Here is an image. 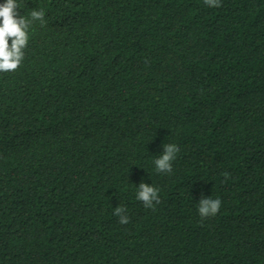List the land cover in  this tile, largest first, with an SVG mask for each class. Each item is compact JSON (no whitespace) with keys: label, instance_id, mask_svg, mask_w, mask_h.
<instances>
[{"label":"trees","instance_id":"1","mask_svg":"<svg viewBox=\"0 0 264 264\" xmlns=\"http://www.w3.org/2000/svg\"><path fill=\"white\" fill-rule=\"evenodd\" d=\"M17 2L45 23L0 73V264H264V0Z\"/></svg>","mask_w":264,"mask_h":264},{"label":"clouds","instance_id":"2","mask_svg":"<svg viewBox=\"0 0 264 264\" xmlns=\"http://www.w3.org/2000/svg\"><path fill=\"white\" fill-rule=\"evenodd\" d=\"M205 5L209 7H219L220 0H204ZM20 4L17 0H5L0 4V73L14 72L17 70L24 59V49L29 41L28 29L33 21L45 23L43 11H32L31 19H26L18 11ZM11 41V43H9ZM179 147L175 144H166L163 147L162 155L154 160L157 173L171 174L172 162L176 159ZM227 178V173H225ZM159 189L141 182L138 186L136 199L142 202L145 208L154 209L156 204L160 203ZM221 207L219 198L211 197L201 198L198 202V213L200 217L208 218L215 216ZM126 207L117 206L113 214L119 217L120 224L129 223V217L126 215Z\"/></svg>","mask_w":264,"mask_h":264}]
</instances>
